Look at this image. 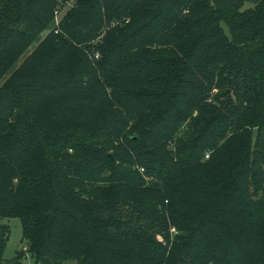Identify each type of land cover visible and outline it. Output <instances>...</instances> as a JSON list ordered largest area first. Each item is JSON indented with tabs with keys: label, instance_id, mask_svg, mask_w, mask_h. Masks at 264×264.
Segmentation results:
<instances>
[{
	"label": "trees",
	"instance_id": "1",
	"mask_svg": "<svg viewBox=\"0 0 264 264\" xmlns=\"http://www.w3.org/2000/svg\"><path fill=\"white\" fill-rule=\"evenodd\" d=\"M69 1L0 0V220L34 264H264V0Z\"/></svg>",
	"mask_w": 264,
	"mask_h": 264
},
{
	"label": "rangeland",
	"instance_id": "2",
	"mask_svg": "<svg viewBox=\"0 0 264 264\" xmlns=\"http://www.w3.org/2000/svg\"><path fill=\"white\" fill-rule=\"evenodd\" d=\"M75 0L69 1L67 6L59 13L57 16L58 19H56V23L61 19V17L66 13V11L73 5ZM47 34V33H45ZM44 34V35H45ZM43 35V36H44ZM96 44V43H95ZM1 224L8 225L10 228V234L9 238L6 242V247L3 253V258L6 261H11L14 258H16L17 253L19 251H22L24 255H26L24 262L25 264H34V257L32 253L29 251L27 248V242L23 237V232H22V223L19 218H7V219H2L0 220ZM65 264H77L76 261L69 260L65 262Z\"/></svg>",
	"mask_w": 264,
	"mask_h": 264
},
{
	"label": "built area",
	"instance_id": "3",
	"mask_svg": "<svg viewBox=\"0 0 264 264\" xmlns=\"http://www.w3.org/2000/svg\"><path fill=\"white\" fill-rule=\"evenodd\" d=\"M207 157H209V155H207ZM172 232H176V229L175 228H172Z\"/></svg>",
	"mask_w": 264,
	"mask_h": 264
}]
</instances>
